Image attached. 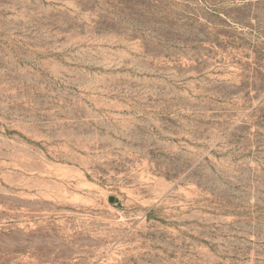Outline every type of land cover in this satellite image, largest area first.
<instances>
[{
	"label": "rangeland",
	"instance_id": "1",
	"mask_svg": "<svg viewBox=\"0 0 264 264\" xmlns=\"http://www.w3.org/2000/svg\"><path fill=\"white\" fill-rule=\"evenodd\" d=\"M0 264H264V0H0Z\"/></svg>",
	"mask_w": 264,
	"mask_h": 264
}]
</instances>
